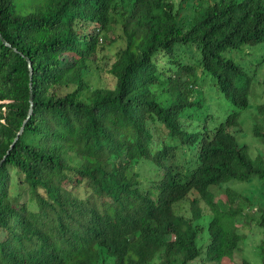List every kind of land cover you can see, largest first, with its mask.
Returning <instances> with one entry per match:
<instances>
[{"label":"trees","instance_id":"obj_1","mask_svg":"<svg viewBox=\"0 0 264 264\" xmlns=\"http://www.w3.org/2000/svg\"><path fill=\"white\" fill-rule=\"evenodd\" d=\"M0 9L9 44L0 38V163L34 95L0 169V264H237L236 223L247 214L229 184L256 177L264 189V161L230 132L236 114L209 130L187 112L202 107L195 97L209 77L248 109L251 79L233 54L264 43V0H0ZM117 30L126 46L112 59ZM191 46L195 66L182 60ZM252 135L264 141V126ZM227 184L226 203L215 202L210 188Z\"/></svg>","mask_w":264,"mask_h":264},{"label":"rangeland","instance_id":"obj_2","mask_svg":"<svg viewBox=\"0 0 264 264\" xmlns=\"http://www.w3.org/2000/svg\"><path fill=\"white\" fill-rule=\"evenodd\" d=\"M110 37L116 41L113 45L108 47V54L114 59L118 52L125 48L126 41L119 30L110 33ZM261 45L262 46L257 47L256 49L252 48L250 50V48H247L244 52L239 51L233 54V60L245 71V79H251V82L249 83L250 105L248 109L243 110L234 107L231 101L227 100L222 93L216 91L213 86L212 78L209 77L208 82L211 81V86L208 83L203 84L205 90L200 96L195 97V100L203 99V102L201 103L202 107L195 106L187 112V116L189 117L187 123L190 125H195L197 123L205 124L209 130H214L217 126L224 124L231 114H236L238 116V127L236 129L232 128L230 132L235 136L236 141L240 146L244 145L247 148L251 158L256 159L261 157L264 161V141L255 138L252 135V129L259 125L264 126V111H261L264 106V85H262L264 78V43ZM233 52L234 51L228 52L226 56L228 57V54ZM199 53V48L196 46L185 47L182 49L181 53L182 60L188 65L195 66L196 58L194 57ZM160 64L163 65L164 62L161 61ZM196 70L200 74L201 71L199 68ZM97 76L95 71H93L91 76L92 84L95 87H103L104 82H102ZM107 82L108 80H106V83ZM155 91H161V87H156ZM143 163L144 161L138 168L139 171H142ZM227 187L228 184L223 188H210V192L214 194L215 202L226 203ZM229 187L238 194L234 207L243 210V213L247 214L244 215L243 218V214H241L240 219H238L236 223L238 232L244 239H242L240 245V252L236 253L232 260L237 264L243 261H247L249 264H262L264 257L260 255V249L258 248L261 240V232L259 229L261 216L257 211L261 212L262 208L264 210L263 184L258 178L253 177L251 183L234 180L229 184ZM192 198L199 200L198 196H192ZM199 204L203 209L204 214H208L205 204L202 201H199ZM189 207V203H182L178 205L177 210L182 214H187ZM207 239L208 234L206 229H204L200 232L198 240L199 245L204 248L207 245ZM200 262L201 260L197 259L193 264H200Z\"/></svg>","mask_w":264,"mask_h":264},{"label":"water","instance_id":"obj_3","mask_svg":"<svg viewBox=\"0 0 264 264\" xmlns=\"http://www.w3.org/2000/svg\"><path fill=\"white\" fill-rule=\"evenodd\" d=\"M0 12H1V9H0ZM0 38L1 40L3 41V43L5 45H9L7 43V41L3 38L2 34L0 33ZM30 71H31V81H32V73H33V65L32 63H30ZM31 87L33 88V83L31 82ZM30 104H31V109H30V112H29V116H28V119L24 122V125L23 127L21 128L20 132L18 133L16 139L14 140V143L12 144L11 148H10V151H8L7 155L3 158V160L1 161L0 163V169L2 168L3 164H4V161L7 159V157L9 156L11 150L15 147V145L17 144V142L19 141L20 137L23 135L24 133V130H25V126L26 124L28 123L29 119L31 118L32 114H33V107H34V95L33 93L31 94V98H30Z\"/></svg>","mask_w":264,"mask_h":264},{"label":"bare ground","instance_id":"obj_4","mask_svg":"<svg viewBox=\"0 0 264 264\" xmlns=\"http://www.w3.org/2000/svg\"><path fill=\"white\" fill-rule=\"evenodd\" d=\"M243 146H244V145H243ZM230 196H231V195H230ZM206 199H207V198H206ZM213 199H214V197H213ZM217 199H218V198H217ZM162 200H163V199H162ZM212 202H214V201L212 200ZM216 202H217V201H216ZM203 203L205 204V201H204ZM214 203H215V202H214ZM215 204H216V203H215ZM205 205H206V204H205ZM214 208H215V207H214ZM214 208H213V210H214ZM215 210H216V209H215ZM262 210H263V208H262ZM255 211H256V210H255ZM263 211H264V210H263ZM218 216H219V215H218ZM222 216H223V215H222ZM222 216H220V217L222 218ZM227 216H228V215H227ZM225 217H226V216H225ZM221 218H220V219H221ZM223 219H224V218H223ZM226 219H227V217H226ZM222 221H223V220H222ZM224 221H225V220H224ZM219 222H220V221H219ZM215 224H217V223H215ZM221 225H222V224H221ZM241 228H242V227H241ZM243 229H244V228H243ZM242 237H243V236H242ZM227 238H228V236H227ZM235 238H236V237H235ZM238 238H239V237H238ZM243 239H244V238H243ZM227 241H228V240H227ZM227 241H226V242H227ZM238 241H239V240H238ZM240 241H241V240H240ZM249 243H250V242H249ZM227 244H228V242H227ZM258 246H259V245H258ZM253 247H254V246H253ZM257 249H258V248H257ZM226 250H227V249H226ZM252 251H253V250H252ZM226 252H227V251H226ZM226 252H225V253H226ZM255 252H256V251H255ZM255 252H254V253H255ZM254 253H253V254H254ZM246 262H247V261H246ZM246 262H245V263H246Z\"/></svg>","mask_w":264,"mask_h":264}]
</instances>
